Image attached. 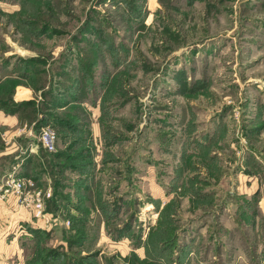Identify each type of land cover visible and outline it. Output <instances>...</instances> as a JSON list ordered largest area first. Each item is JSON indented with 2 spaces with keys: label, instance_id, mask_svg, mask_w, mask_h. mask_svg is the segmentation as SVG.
I'll list each match as a JSON object with an SVG mask.
<instances>
[{
  "label": "rangeland",
  "instance_id": "1",
  "mask_svg": "<svg viewBox=\"0 0 264 264\" xmlns=\"http://www.w3.org/2000/svg\"><path fill=\"white\" fill-rule=\"evenodd\" d=\"M0 72L58 135L31 264H264V0H0Z\"/></svg>",
  "mask_w": 264,
  "mask_h": 264
},
{
  "label": "crops",
  "instance_id": "2",
  "mask_svg": "<svg viewBox=\"0 0 264 264\" xmlns=\"http://www.w3.org/2000/svg\"><path fill=\"white\" fill-rule=\"evenodd\" d=\"M2 79L0 77V88L6 81V78ZM34 97L32 89L18 86L15 89L13 102L20 104ZM33 127L21 110L17 111L8 99L1 98L0 91V184L5 183L10 176L33 178L36 172L33 169L34 162L27 165L24 163L28 159H35L36 154H23L34 140ZM43 180L50 181L46 176ZM51 214L50 225L38 227L36 219L30 212L18 209L13 195L7 201H3L0 204V264H31L29 260L33 258L34 250L36 248L38 250L39 245L42 244L39 240L45 236L62 234L58 232V227L62 225L59 214Z\"/></svg>",
  "mask_w": 264,
  "mask_h": 264
},
{
  "label": "built area",
  "instance_id": "3",
  "mask_svg": "<svg viewBox=\"0 0 264 264\" xmlns=\"http://www.w3.org/2000/svg\"><path fill=\"white\" fill-rule=\"evenodd\" d=\"M33 138L23 154H38L42 148L49 153H56L58 135L53 127L42 128L39 136ZM12 195L16 198L18 209L27 210L33 215L36 226L50 225L52 214L47 209V203L53 197L50 186L44 189L31 177L10 176L5 183L0 184V204Z\"/></svg>",
  "mask_w": 264,
  "mask_h": 264
},
{
  "label": "trees",
  "instance_id": "4",
  "mask_svg": "<svg viewBox=\"0 0 264 264\" xmlns=\"http://www.w3.org/2000/svg\"><path fill=\"white\" fill-rule=\"evenodd\" d=\"M10 104H11V106H14L16 109H17V111H19V110H21L22 112H23V110H22V108H21V105H25V106H27V105H36L37 103H36V101H26V102H23V103H20V104H15V102H13L12 100H10ZM23 114L24 115H26L27 116V114L26 113H24L23 112ZM27 118H28V116H27ZM48 125H50V124H48ZM47 126V125H46ZM41 152L43 151V153H49L48 151H46L45 149H41L40 150ZM49 154H52L53 155V157H55V158H59V154H57V153H49ZM34 157V156H33ZM32 157V158H33ZM35 159H36V157H34ZM57 158V159H58ZM31 159V158H30ZM35 159H32V160H27L25 163H24V165H27L28 163H32V162H34L35 163ZM44 176H46V171L42 168L41 169V171H37V172H35V174L32 176L33 177V179L35 180V181H37L39 184H40V186H42V187H46V186H48V184L46 183V181L45 180H43L44 179ZM48 176H46V178H47ZM43 180V181H42ZM50 180V179H49ZM40 181V182H39ZM54 186H55V184H54ZM52 189L54 190V187L52 186ZM54 197H55V190H54V192H53V197H52V199H50L49 201H48V203H50V210H52L51 209V205L52 204H56L57 203V201H56V203H54L55 201L53 200L54 199ZM48 209V210H49ZM51 212V211H50ZM78 226V225H77Z\"/></svg>",
  "mask_w": 264,
  "mask_h": 264
}]
</instances>
